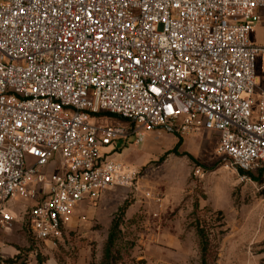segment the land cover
Listing matches in <instances>:
<instances>
[{
	"label": "built area",
	"instance_id": "obj_1",
	"mask_svg": "<svg viewBox=\"0 0 264 264\" xmlns=\"http://www.w3.org/2000/svg\"><path fill=\"white\" fill-rule=\"evenodd\" d=\"M263 15L264 0H0V228L30 199L31 236L55 244L79 202L138 183L104 151L128 127L101 114L135 144L210 131L236 173L264 166Z\"/></svg>",
	"mask_w": 264,
	"mask_h": 264
},
{
	"label": "rangeland",
	"instance_id": "obj_2",
	"mask_svg": "<svg viewBox=\"0 0 264 264\" xmlns=\"http://www.w3.org/2000/svg\"><path fill=\"white\" fill-rule=\"evenodd\" d=\"M264 47V15L249 35ZM257 58L255 83L264 89ZM105 123L126 124L117 118ZM128 129V128H127ZM180 155L170 153L179 136L164 129L146 132L135 144L132 132L104 149L107 158L139 173L138 183L110 188L95 201H81L62 238L36 241L25 210L34 201L15 197L13 222L0 228V264H99L108 230L120 221V264H200L196 226L209 240L207 264H264V171L241 180L216 153L218 135L181 136Z\"/></svg>",
	"mask_w": 264,
	"mask_h": 264
},
{
	"label": "trees",
	"instance_id": "obj_3",
	"mask_svg": "<svg viewBox=\"0 0 264 264\" xmlns=\"http://www.w3.org/2000/svg\"><path fill=\"white\" fill-rule=\"evenodd\" d=\"M102 116H107V117H111V118H117L120 121L124 122L126 124V126L128 127V129L131 131L134 127V124L132 122L126 121L124 119L118 118L116 116L113 115H109V114H101ZM176 134L177 136H179V142L168 152H166L164 155H162L159 158V162L161 163L166 155L170 154V153H174L177 155H180V152L178 151L179 147H180V142H181V137L178 133H173ZM264 171L263 169L259 170V175ZM239 175H243L245 174L246 176L250 177V179L252 180H256L257 178H254L250 172H243V171H238ZM120 221L118 219L113 220L111 222V225L109 227L108 230V234H107V238L103 247V251H102V256L100 259L99 264H120V250L116 249V244L119 240V234H120ZM196 235L198 237V242H199V250H200V264H207L206 262V256L208 254V250H209V240L205 234V231L203 228H201L199 225L196 226Z\"/></svg>",
	"mask_w": 264,
	"mask_h": 264
},
{
	"label": "crops",
	"instance_id": "obj_4",
	"mask_svg": "<svg viewBox=\"0 0 264 264\" xmlns=\"http://www.w3.org/2000/svg\"><path fill=\"white\" fill-rule=\"evenodd\" d=\"M263 168H264V166H262V167H260V168H258V169H256V170H258V171H259L260 169H263Z\"/></svg>",
	"mask_w": 264,
	"mask_h": 264
}]
</instances>
